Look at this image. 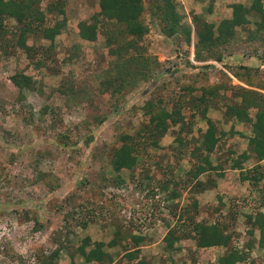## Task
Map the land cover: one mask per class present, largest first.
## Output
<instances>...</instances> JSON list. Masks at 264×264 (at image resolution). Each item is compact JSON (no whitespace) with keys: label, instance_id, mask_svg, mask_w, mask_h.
<instances>
[{"label":"rangeland","instance_id":"1","mask_svg":"<svg viewBox=\"0 0 264 264\" xmlns=\"http://www.w3.org/2000/svg\"><path fill=\"white\" fill-rule=\"evenodd\" d=\"M154 1L161 2L142 0L144 10L139 19L146 31L140 38L126 33L121 25H113L114 19L110 23L98 16V0H39L37 8L45 11V24L65 20L51 43L38 34L26 37L31 48H46L43 53L23 52L10 42L8 47L7 39L0 38V264H28L26 259L30 256L46 255L54 246L73 250V244L83 234L77 222H85L86 229L103 230L107 237L119 228L123 234L139 235L147 242L158 240L170 227L179 228V218L174 217L175 211L169 212V206L173 203L172 209L177 211L186 204L183 196L188 189L178 188L174 182L186 180L187 147L174 139L179 124L155 134L148 112L155 113L160 106L170 112L179 104L182 122L189 121L192 136L198 138L202 124L199 105L194 109L196 113L190 115L184 103L190 102L189 108L194 106V93L220 86L225 92H220V104L212 108L220 107L217 115L222 119L225 105L239 102L237 86L247 88L243 83L247 72L252 76L251 83L264 84V61L259 57L264 46L249 41L244 28H235L225 52L222 50L224 54L221 53L223 67L238 76L237 82L218 67L205 63L214 59L190 60L191 43L195 41L193 27L190 26L189 44L179 35L164 36L149 11ZM56 4L62 14L54 9ZM179 10L183 17L193 15L189 8L180 6ZM249 20L254 21L251 17ZM8 21L14 35L17 25ZM81 21L95 24L92 41L79 38L77 23ZM249 27L254 25L250 23ZM108 31L113 33L114 43L106 40ZM128 39L134 40L131 45H126ZM128 55L142 56L149 68L132 85L115 91L121 80L113 66L119 57L122 61ZM15 74L30 77L31 88L19 92L10 81ZM129 80L126 77L124 81ZM187 86L194 89L188 91ZM213 95L212 90L208 96ZM145 103H150L152 110L150 107L146 112ZM252 112L249 110L250 115ZM242 137L238 134L233 143L235 156L246 144ZM122 143L132 145L136 161L130 169L115 171L111 154ZM224 151L223 157L227 154ZM226 162H222L226 180L219 179L223 173L219 177L207 172L202 178L211 177L214 185L200 199L199 193L191 194L197 198L196 219L210 218L206 204L216 202L215 196L220 197L219 202L224 205L220 202L217 208L222 214L226 205L235 212L232 223L229 217L224 219L232 234L229 245L246 250L244 261L252 257L261 263L264 250L255 245L246 247L247 240L254 238L247 234L245 227L249 226H244V216L264 211V179L241 180V173L255 165L253 159L245 162L241 166L245 171L238 174L227 171L232 162ZM212 164L217 165L213 158ZM258 165L259 169L264 167V159ZM162 179L171 180L167 190L157 185ZM171 188H177L174 202L167 199ZM243 199L249 201L247 205H243ZM56 234L60 235L58 244L52 243ZM123 242L126 241L120 245ZM180 244L182 249L175 252L176 264H215L216 257L225 250H189L187 246L192 245L187 240ZM162 248L163 243L154 246L151 263L166 262ZM118 250L123 249L118 245Z\"/></svg>","mask_w":264,"mask_h":264},{"label":"trees","instance_id":"2","mask_svg":"<svg viewBox=\"0 0 264 264\" xmlns=\"http://www.w3.org/2000/svg\"><path fill=\"white\" fill-rule=\"evenodd\" d=\"M38 2L39 0H0V38L5 37L7 39V45L10 42L11 46L14 45L20 48L23 52L40 53L42 51L44 52L46 48H31V45L26 44V37L28 35L38 34L41 38L49 40L51 43L53 38L59 33L60 29L65 24L64 18H61L58 22H54L52 25L45 24V11L37 8ZM263 2L264 0H250L247 6H244L241 3H232L230 5V18L221 19L216 25L204 21L198 15H192L191 23L193 34L195 36V41L193 42L194 60H221L223 56L221 53L224 54V50H226V46L229 44V41L233 36L235 27L244 28L249 41L259 42L260 45L264 46ZM97 4L98 10L96 14L106 18L110 23V19H114L115 23L113 25H121L126 33L140 38L146 31V27L142 25V22H140L139 19V16L144 10L142 0H98ZM54 9L58 14L63 13L58 7V4L55 5ZM149 11L158 21V28L164 36L172 37L179 35L182 37L185 44H189L191 33L190 26L181 21V16L175 10V3L172 0H161L159 3L154 1L152 3V10L149 9ZM249 17L254 19V21L250 22ZM8 20H12L17 25L14 35L11 30H9L11 27ZM250 23L254 25V28L249 27ZM77 28V33L80 39L92 41L95 38V24L81 21L77 23ZM11 34L13 36H11ZM9 36H11L10 40ZM106 40L114 43L113 41L115 40L112 32L108 31L106 34ZM127 41L126 45H131V42L134 40L128 39ZM259 57L264 61V53L259 55ZM37 58H35V60ZM147 62L146 59L139 55H128L124 60L122 59V61L121 57H119L113 68L117 72V76L120 77L121 83L115 87V91L120 90L123 85H132L136 78L138 79L140 76H143L145 71L149 68ZM246 75V82L243 81V83L247 86H253L254 83H251L252 76L249 72H247ZM126 77L130 78V80L124 81ZM30 79V77L23 74H15L10 77V81L17 87L19 92L23 89L31 88L32 81ZM193 87L194 86H187L186 90L190 91L194 89ZM254 87L264 88V84L256 83ZM217 88L221 87L217 86ZM237 89L240 93L238 95L239 102L225 105V117L235 118L237 121L250 123L252 135L247 139L246 150L236 158L232 159L231 166L240 169L241 163L247 158L254 159L255 165L247 170L246 173H241L240 178L241 180L257 182L259 179H264V167L262 166L260 169L258 168L260 167L258 161L264 158V94L242 86H237ZM208 92L211 93L212 90H207L206 93L208 94ZM184 103L186 104V110H189L190 115H192L194 112L196 113L194 109L197 108L198 105H204L205 98L203 96L197 98L195 102L192 103L194 106H191L190 108L188 106L191 104L190 102ZM174 105H176V103ZM183 105L184 104H181L180 106L183 107ZM144 107L145 111L148 112L151 107L150 103H145ZM172 109V111L166 112V109L160 106L156 109L155 113L150 114V112H148L149 123H152V131L158 135L165 132L169 125L173 126L175 123L179 124L180 128H178V133L174 139L178 145H184L188 148L189 157L191 159L190 163L191 166H193V170L186 172V180H179V183L174 182L176 187H186L188 189L185 196H183V200H186V204L183 205L182 208H178L179 210L177 209V211L176 209H172L173 203L169 206V212L174 213L175 211L176 213L174 214V217L177 218V220L179 218V228L170 227L167 229L162 237V251H174L176 250V247L173 246L174 243L187 240L191 241V245L195 249L224 248L225 250L223 254L217 257L215 264H264V261L258 263L256 258L252 257L249 258L247 262L246 260L244 261L246 258L245 255H247V253H245L246 250H241L237 246L233 247L229 245L232 241V234L228 231L229 224L224 219L225 216H227L229 217L228 221L232 223L234 220L233 213L235 212L233 208H231L232 206L226 205V211L222 214L217 208V204L222 202H219L220 197H216V205L211 203L206 204L205 208L209 210V215L211 214V217L202 218L201 220L196 221V213H198L197 202L196 199L191 197V194L200 193L214 185L215 182L211 177L206 178L205 181H201L198 179V176L205 171H215L221 167L219 164L216 166L211 165L208 154L217 147L220 137L224 135V133L218 130L210 119H205L204 108H201L199 114L205 119L206 127L200 134V140L196 146L195 143L197 138L192 136L190 128L191 124L189 121L182 122L181 120L182 114L180 115L179 113V104L176 108L174 107ZM249 110H253L252 118L249 116ZM172 114H175V117H173ZM183 134L187 135L186 139H184L185 136ZM133 151V147L130 143H122L118 148L114 149L110 160L113 170L118 171L122 168H132L136 161ZM202 151H204V154H202ZM216 175L219 176V173ZM170 181L171 180L169 179H162L157 185L160 186V189H166L167 183ZM185 182H187V184H184ZM177 195V188H171L168 192L167 199H169V201L172 199L174 202L173 199ZM187 199L189 201H187ZM243 200V205H247L249 201H246V199ZM254 205L255 204L252 206L255 209L256 205ZM213 212L215 214H213ZM176 214H178V216H176ZM244 217V226H249L245 227L247 233L251 234L252 230L256 228L259 234L256 243L259 248H264V212L256 210L251 214H246ZM222 220L223 224L221 223ZM76 224L83 227L85 222H77ZM121 231L122 230L119 228H115L111 239L106 245L114 246L118 244L123 250H126L128 244L120 245L121 239L126 240L128 243L130 242V245H132L131 247L137 245V243L144 239L139 235H131L126 232L123 234ZM59 239L60 235L56 234V236L53 237L52 243H57V241L60 243ZM85 245L90 246V249L86 253L83 250ZM103 245L104 244L100 241L90 242L88 238H83L82 242H80L78 247L75 248V251L83 255L85 259L95 261L96 263H110L111 256L102 250ZM251 245V241L246 242L247 248H250ZM61 248L62 247L54 246L48 254L37 256V261L35 263L52 264V260L58 255V251ZM137 254L138 252L134 249L126 252L124 257L127 260H132L134 257H137ZM138 264L143 263L138 262Z\"/></svg>","mask_w":264,"mask_h":264},{"label":"crops","instance_id":"3","mask_svg":"<svg viewBox=\"0 0 264 264\" xmlns=\"http://www.w3.org/2000/svg\"><path fill=\"white\" fill-rule=\"evenodd\" d=\"M178 1H179L178 4H176V2H175V10L181 16V21H183V20L187 21V24L188 25L190 24L189 26H191V28H192V23H191V20H190L191 17L189 15H187V17H183V14L179 10L180 6H183V8H185V9L189 8V13L191 12V10H193V12H192L193 15H196V16L198 15L204 21L216 25L221 19L230 18V16H231L230 5L232 3H241L242 5L247 6L249 4V2H250V0H178ZM263 6H264V2H263ZM235 28H237V27H235ZM235 28H234V30H235ZM232 42H234V41H232ZM190 49H191L190 50L191 51L190 55L192 57L193 56V43H191V48ZM223 58H224V56L219 61L218 60H216L214 62L206 61L205 63H209L210 67H212V68H213V66L218 67L217 70H221L226 75V77L232 78V79L236 80L237 82H239L232 75V73H230L227 69H225L223 67V65H224V62L222 61ZM192 59H193V57H192ZM195 61H194V63H196ZM217 61L219 62V64H217ZM250 67H253V66L250 65ZM217 79H218V77H217ZM230 82L232 83V80ZM244 86L247 87L248 89H252V90L264 93V88H257V87H254V86H247V85H244ZM209 89L213 90L214 95L212 97H209L208 94H210V93L207 94L206 92H198V94L194 93V95L193 94L192 95H193V97L195 99H197V98H199L201 96H203L205 98L204 105H199V109L204 108L205 119H210V121L216 126V128L218 130H220L222 133H224V135H222L220 137V140L218 142L217 147L211 153L208 154L209 155V160L211 162V165H214V164H212V158H213L215 160L216 164L217 165L219 164L221 167L219 169L215 170V171L209 170V171H205L204 173H201L198 176V179L201 180V181H205V178H202V175H205L207 172H212L215 175L217 173H219V177H221V175H222L220 173H223L224 176L222 175L223 177L219 178L220 181H222V180H226V175H227L225 173V169L222 168L223 165L225 164V163L222 164L223 160H225L227 162H229V161L231 162L232 161L231 157L234 159V158H236L238 156V155L235 156V150H234L235 146H233V143L235 142V139L237 138V135L240 134L241 137H242V135L245 134V137H242V138L245 139L246 144L241 149V152H240V154H241L243 151L246 150L247 139L252 134H251V129H250V123L240 122V121H237L235 118H227V117H225V110L222 112V115H221L222 119H221L220 115L219 116L217 115V113L219 112L220 107L218 106L216 109H214L212 107H215L218 104V102L220 104V99L222 97L220 92H223L224 90L221 91L220 88L219 89L218 88L217 89L209 88ZM189 93H191V92H189ZM212 111H213V114H210V112H212ZM223 115H224L225 118L223 117ZM249 116L252 118V115L249 114ZM205 119L202 118L201 116L199 118V120H202V124H205ZM202 124H201V126H200V128L198 130L199 136H198L197 141L195 143L196 146L199 143L200 134L204 131V129L206 127V124H205V127L202 129L201 128ZM245 125H247V126H245ZM190 128L192 129V126ZM232 129H234L233 131H236L237 134L234 133V132L232 133ZM248 131H249V133H248ZM191 132H192V130H191ZM238 132H240V133H238ZM222 147H224L226 151H224ZM223 151L227 153L226 156H224V157L221 156V153H223ZM202 154H204V151H202ZM228 155H230V156H228ZM220 157H221V159H220ZM251 159L252 158H247L245 161H243L241 163V166L245 162L250 161ZM263 159H261L259 161H262ZM190 160L191 159L189 157V150L187 148V154H185V162L188 164V168H186L187 170L186 169L184 170L185 173L188 172L189 170H191ZM254 163H255V161H254ZM229 166H230L231 170L227 169V171H230V172H236L238 174V171H243V170L245 171V168H240V169L239 168H234V167L231 166V164ZM247 167L249 169V166H247ZM245 181H247V180H245ZM217 183H218V185L221 186V184H219V182H217ZM205 192H207V189L203 190L202 192L199 193V199H200L201 194L205 193ZM215 200H216V196H215ZM210 203L215 205L217 203V201L216 202L210 201ZM224 207H226V206H223V208ZM261 212H264V211H261ZM201 219H199V220H201ZM199 220L196 219V221H199ZM90 226L94 227L93 224L90 225ZM80 228L82 229V233L83 234L77 240L78 242L73 244L74 245V249L71 250V251H67L66 247L59 249L58 255L52 260V264H99V263H96L95 261H92V260H89V259H85L83 257V255H81L80 253H77L75 251V248L78 247L79 243L82 242L83 238H88L90 240V242H93V241H98L99 242L100 241V242H102L104 244L103 247H102V250L104 252L108 253L111 256V262L110 263L105 262L104 264H138V262H142L143 264H145V263L153 264V263L150 262L149 259L151 258V255L153 253H155V252H153L154 246L156 244H158V243L159 244L163 243L162 237L165 234V233L162 234L161 237L158 240H151V241H148V242L144 238L142 241L137 243V245H133V247H131L132 245H130V242L128 243L125 240L126 242H123V243L124 244H128V246L126 247L127 249L121 251V250H118V244L114 245V246H107L106 245L107 242L111 239V236H112L111 231L109 232L111 234L107 237V236H104L105 234H104L103 230L100 231V229L98 230L95 227H94V229H91V228L90 229H86L84 226L83 227L81 226ZM256 233H257V235H256ZM258 235H259L258 234V230L256 228H254L252 230V233H251V236H253L254 241L247 240V241H251L252 245H255L257 248H259V246L256 243L257 239H258ZM121 241H122V239L120 240V242ZM181 242L182 241L178 242L177 244L176 243L173 244V246L176 247V250L170 251V252H166L165 251L164 253H162L164 256L167 255V260L164 258V260H166V262L165 263H161V264H176V258H174L176 256L175 252H177L178 250L182 249L181 248V244H180ZM178 244L180 245V247H179ZM252 245H251L250 248H252ZM188 248H189V250H191L193 247L189 246ZM89 249H90V246H88V245H85V247L83 248L85 253ZM134 249H136V251L138 252L137 257H134L132 260H127L124 257V254L126 252L132 251ZM204 249H207V250L211 249V250H214V251H220V249H217V248L216 249L215 248H199V250H204ZM259 249H261V250L263 249L264 250V248H259ZM218 256H220V255H218ZM217 257H216V260H217Z\"/></svg>","mask_w":264,"mask_h":264},{"label":"built area","instance_id":"4","mask_svg":"<svg viewBox=\"0 0 264 264\" xmlns=\"http://www.w3.org/2000/svg\"><path fill=\"white\" fill-rule=\"evenodd\" d=\"M190 60H192V57L190 56ZM260 67H262V66H260ZM37 260H36V257H34V256H30L28 259H26V262L28 263V264H36L35 262H36Z\"/></svg>","mask_w":264,"mask_h":264}]
</instances>
